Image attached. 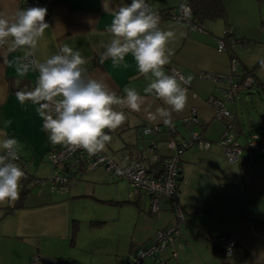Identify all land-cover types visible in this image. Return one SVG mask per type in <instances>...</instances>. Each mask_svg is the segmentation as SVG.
Wrapping results in <instances>:
<instances>
[{
	"label": "crops",
	"instance_id": "1",
	"mask_svg": "<svg viewBox=\"0 0 264 264\" xmlns=\"http://www.w3.org/2000/svg\"><path fill=\"white\" fill-rule=\"evenodd\" d=\"M41 2L47 9L45 20L49 28L38 45L37 58L55 54L61 45L67 44L85 57L88 74L103 79L118 95H125V87H134L145 95L143 89L148 80L140 75L131 55L119 65L110 59L101 60L100 44L110 38L106 28L112 19L104 9L105 0ZM180 2L146 0L159 13L162 28L180 26L185 33L170 45L174 51L165 66L166 74L170 67H175L188 81L191 78L186 107L182 112H173L171 124L162 125V130L154 135L155 150L163 159L168 158L173 151L167 148V139L170 136L188 139L192 130L210 141L208 148L192 145L179 157L178 198L186 218L177 222L166 196L160 198L157 211H152L148 196H129L127 181L109 173L100 182L116 189L106 193L97 191L98 181H82L83 170L71 174V185L65 193H52L47 184L35 185L25 179L18 200L0 204V264H27L32 255L38 256L40 264H126L133 250L146 247L155 231L175 221L178 235L172 243L166 245L156 259L145 258L140 264H222L207 236L229 237L243 245L248 258L242 264H264V152H249L246 148L250 134H256L257 144L264 146V127L258 128L260 123L254 122L247 108H244L245 113L237 108L236 100L240 96L234 97V93H242V90L238 89L241 85L235 86L231 99L224 100V106L233 116L230 133L241 146V153L236 161L228 162L217 143L226 120L217 118L207 102L211 95L222 97L221 89L228 85L197 76L201 71L227 73L234 58L237 71L234 83L239 80L238 74L254 66V77L260 80L254 59L264 57V51L250 59L248 50L259 47L253 44L264 45L261 29L264 0H223L225 17L207 20L198 26L178 24L164 15ZM110 3L118 9L131 0H110ZM23 8V0H0V12L8 15ZM229 27L226 50L219 51L216 39ZM22 55L20 50L7 53L6 48L0 49V137L7 134L24 146L20 160L27 175L46 178L45 154L53 144L43 130L36 106L30 101L21 104L16 98L17 91L34 87L38 74L30 72L18 77L14 67L6 63ZM148 98L153 110L157 106L166 107L155 97ZM192 108L198 120V125L194 126L183 122ZM123 111L125 123L113 131L105 130L111 140L102 152L118 165L137 160L150 164L146 153L150 137L143 134L142 127L162 122H150L143 111ZM259 116L264 123V115ZM5 120L11 121L7 128ZM198 229L207 236L199 235Z\"/></svg>",
	"mask_w": 264,
	"mask_h": 264
},
{
	"label": "clouds",
	"instance_id": "2",
	"mask_svg": "<svg viewBox=\"0 0 264 264\" xmlns=\"http://www.w3.org/2000/svg\"><path fill=\"white\" fill-rule=\"evenodd\" d=\"M104 9L112 19L106 31L110 38L102 41L101 60L113 64L125 62L131 55L140 75L148 80L142 95L134 87H125L120 96L103 79L88 74L87 61L79 50L63 44L58 52L44 59L36 57L40 41L49 24L47 9L28 7L8 15L0 12V49L7 53L18 50L21 57L6 61L18 77L37 73L34 87L17 91L16 98L24 104L30 101L43 121V130L53 145L70 151L84 150L90 156L104 151L113 131L126 121L124 109L143 111L150 122L171 124L172 113L182 112L187 104V88L182 80L165 72L174 49L170 46L185 33L180 26L161 27V17L146 0H131L118 9L105 0ZM184 16L190 15L186 4L181 5ZM190 81V77L188 78ZM149 96L163 102L153 110ZM10 120H5L7 128ZM150 129H145L148 134ZM24 146L14 137H0V204L14 202L20 196V184L25 172L17 163Z\"/></svg>",
	"mask_w": 264,
	"mask_h": 264
},
{
	"label": "built area",
	"instance_id": "3",
	"mask_svg": "<svg viewBox=\"0 0 264 264\" xmlns=\"http://www.w3.org/2000/svg\"><path fill=\"white\" fill-rule=\"evenodd\" d=\"M40 3L41 0H23V6L25 8L37 7ZM187 7L190 9L189 6ZM167 17L178 24L188 23L191 17V9L190 15L184 16L181 11V6H179L169 11ZM193 25L198 26L197 24ZM261 29L264 30V26H262ZM230 33L231 28L229 27L223 34L224 36L217 37L216 43L219 51L226 50L225 36ZM168 74L175 75L178 80H182V86L186 87L188 91L190 83L177 68L170 67L168 69ZM234 75H237L236 61L234 58L231 60V66L227 73L215 74L201 71L197 75L201 79L223 81L228 85L221 89L222 97L211 95L207 98V102L214 109L215 116L219 119L226 120L225 129L217 139V143L221 146L223 156L228 162L236 161L241 153V146L235 140L233 134L230 133L233 116L224 106V100L231 99L234 92ZM252 82V76L247 74L242 78L240 85L246 89L247 87H250ZM183 122L193 126L198 123L197 113L194 108H192L183 118ZM162 125L164 124L144 125L142 127V132L145 134V129H150V132L145 135L151 138L162 130ZM256 138V134H251L249 136L246 144L247 150L249 152L252 150L264 152V146L258 145ZM192 145H197L201 148H208L210 141L193 130L190 131V138L188 139L170 136L167 139L166 146L168 149L172 150L173 153L168 158L163 159L156 152L155 140L151 138L150 144L146 148L150 164L137 160L125 165H118L111 156L103 152L90 156L82 149L70 151L62 145H53L45 154L46 160L53 164L50 175L46 178H34L33 184H47L50 192L65 193L71 185L70 171L77 172L82 169L93 170L102 167L107 173L114 175L118 179L127 181L129 184V196L139 198L148 196L151 201L152 211H157L159 200L162 196L168 197L171 202L175 219H177V222L183 221L186 218V215L179 205V181L177 180V170L180 162V154ZM17 163L23 169L24 166L21 160L17 161ZM65 168L67 169L65 170ZM23 182L24 181L21 182L20 186L24 184ZM177 222L175 221L166 228L155 231L151 237L150 243L146 247L137 248L129 255L127 264H140L145 258L156 259L157 255L164 249V247L171 244L174 237L178 235ZM220 244L224 247L226 253H228L232 248L234 241L229 237H221ZM27 264H40L38 256L32 255L29 257Z\"/></svg>",
	"mask_w": 264,
	"mask_h": 264
},
{
	"label": "trees",
	"instance_id": "4",
	"mask_svg": "<svg viewBox=\"0 0 264 264\" xmlns=\"http://www.w3.org/2000/svg\"><path fill=\"white\" fill-rule=\"evenodd\" d=\"M182 4H186L191 9V17H190V20L188 21L189 25H193V24L201 25L204 21L223 18L225 17V14H226L223 0H181L179 6H181ZM37 7H42V2ZM169 11L165 12L164 15L167 16V13H169ZM253 68L247 72H244V74L242 75L238 74L239 80L235 82L234 85L235 86L240 85L242 78L248 74L252 76L253 78V82L248 88L255 87L257 91L261 90L262 92H264V82H262L261 80L257 81V79L254 77L255 75L253 73ZM199 134L202 136L201 133ZM34 178L36 177L29 176L25 172V178L22 180L28 179L30 182L33 183ZM177 180L179 182L181 180L180 163H179L178 170H177ZM24 185H22L21 188H23ZM197 232L199 235H202L204 237L207 236L206 233L202 229H198ZM220 238L221 236H215V237L207 236L206 237V239L209 241V243L212 246L215 256L218 257V259L221 261L222 264H242L246 261V259L248 258V251L243 245H241L240 243L234 240V244L232 248L230 249L228 253H226L224 247L220 244Z\"/></svg>",
	"mask_w": 264,
	"mask_h": 264
},
{
	"label": "rangeland",
	"instance_id": "5",
	"mask_svg": "<svg viewBox=\"0 0 264 264\" xmlns=\"http://www.w3.org/2000/svg\"><path fill=\"white\" fill-rule=\"evenodd\" d=\"M226 10H228V9L226 8ZM253 43H256V42H253ZM260 44L261 43L253 44V45H257L259 47H257L253 51L248 50L249 51L248 56L250 59L253 58L257 54L259 56L260 53L262 51H264V45H262V44L260 45ZM255 58H256V56H255ZM256 60H257V65H256L257 67L255 69L256 74L259 76L260 80L262 82H264V63H261V61H264V57L259 58V59H254V62H256ZM238 89L242 90V93H244V95H241L242 93H239V91L234 93V97L240 96L239 98H237L238 100H236L237 108L243 109V110H244V108H247L249 110L251 116L253 117L254 122L256 121L258 124L260 123L261 127H258V128L261 130V128L264 127V123H262V121H261L262 118H261V116H259V114L264 115V92H262L261 90L257 91L256 88L246 90L245 88L241 87ZM247 91H250V94H247V93L245 94V92H247ZM245 110H244V113L246 112ZM242 120L244 122L246 121L244 116H243ZM258 128H256V129H258ZM153 137L154 136H152L151 138H153ZM151 138L147 139V141H148L147 146L149 145ZM45 166H46V170H48V172H46V173H48L47 174V177H48L52 171L53 164L50 162H47ZM80 176L82 178V181L83 180H96V181H98L99 182L98 185H100V186L97 185V187H96L98 192L102 191V192L106 193L107 191L116 189L114 187L110 188V186H107V184L100 182L101 178L107 176V171L102 167H99L95 170H90V171L83 169L82 173H80ZM121 181H123V180H119V181L117 180V182H121ZM104 205H106V204H104Z\"/></svg>",
	"mask_w": 264,
	"mask_h": 264
},
{
	"label": "water",
	"instance_id": "6",
	"mask_svg": "<svg viewBox=\"0 0 264 264\" xmlns=\"http://www.w3.org/2000/svg\"><path fill=\"white\" fill-rule=\"evenodd\" d=\"M66 169H67V168H65V170H66ZM70 174H72V175H73L74 173H73L72 171H70Z\"/></svg>",
	"mask_w": 264,
	"mask_h": 264
}]
</instances>
